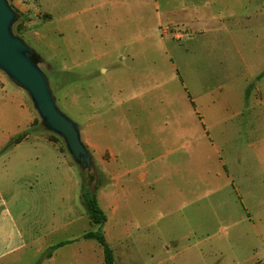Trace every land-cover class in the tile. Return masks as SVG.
Instances as JSON below:
<instances>
[{"label": "rangeland", "instance_id": "rangeland-1", "mask_svg": "<svg viewBox=\"0 0 264 264\" xmlns=\"http://www.w3.org/2000/svg\"><path fill=\"white\" fill-rule=\"evenodd\" d=\"M34 2L33 20L13 5L14 33L47 63L57 106L91 153L115 264H264V0ZM0 81L60 151L55 180L70 167L66 212L58 183H43L55 216L41 213L23 232L70 221L44 243L77 248L95 230L80 198L81 170L62 139L44 130L28 96L1 72ZM150 169L157 187L140 179ZM115 183L132 192L120 205L121 245ZM34 248L8 254L4 264H32ZM48 253L36 264H48ZM59 258L78 263L71 251Z\"/></svg>", "mask_w": 264, "mask_h": 264}, {"label": "crops", "instance_id": "crops-1", "mask_svg": "<svg viewBox=\"0 0 264 264\" xmlns=\"http://www.w3.org/2000/svg\"><path fill=\"white\" fill-rule=\"evenodd\" d=\"M25 2L27 3V10L20 6L19 2L15 1L14 3L20 10L26 12L25 15L30 20H33L36 15L33 12V3L35 2L34 0H26ZM12 3L10 2L12 8H14L15 4ZM155 3L158 7V1H155ZM54 11L55 5L48 9L49 15L52 16ZM192 26V23H186L181 27ZM158 28L160 27L158 26ZM34 121V117L25 107L20 96L0 81V264H4V259L8 254L34 246L35 260L33 259L32 264H36L40 255L45 252H49L46 257L48 264H62L59 255L63 251L73 252L74 256L78 257V260L76 259L77 264H104L103 252L97 242L92 239H82V236L87 232L81 236L83 244L77 248H73L74 241L44 243L46 237L69 227L72 224L70 221L39 235L23 232V230H27V226H23V224L28 220L37 222V224L40 223L41 213L55 216L53 206L49 200V193L43 183L47 182L49 185L58 183L61 187V190L57 193V198L63 202L64 212H66V206L69 204L71 190L70 167H68V175L60 181L55 180V176L61 175V172L54 173V170L56 162L61 160L60 156L62 155L51 139L34 128ZM175 137H178V135L176 134ZM64 167L67 168L66 164H64ZM154 173L150 169L141 174L140 179L144 183V187H157L159 179L155 178ZM65 174L66 170L64 169ZM127 189L129 187L117 186V183H115V241L118 245L122 244L126 235V227L123 223L125 218L124 214L120 212V205L123 201H127L129 197L132 198V192L129 190L126 192ZM67 213H70L68 209ZM126 220H128V217ZM112 239H114V236H112ZM61 242L69 243L57 249H52L53 246ZM99 248L101 252H99Z\"/></svg>", "mask_w": 264, "mask_h": 264}, {"label": "water", "instance_id": "water-1", "mask_svg": "<svg viewBox=\"0 0 264 264\" xmlns=\"http://www.w3.org/2000/svg\"><path fill=\"white\" fill-rule=\"evenodd\" d=\"M20 17L8 0H0V72L29 98L45 131L62 139L80 170L95 176L91 153L84 145L78 124L63 114L42 65L47 66L22 38L14 33Z\"/></svg>", "mask_w": 264, "mask_h": 264}, {"label": "trees", "instance_id": "trees-1", "mask_svg": "<svg viewBox=\"0 0 264 264\" xmlns=\"http://www.w3.org/2000/svg\"><path fill=\"white\" fill-rule=\"evenodd\" d=\"M81 173H82V185H81V195H80L81 202L85 208L86 214L89 218L91 225L96 227L94 231H89L85 233L82 236V239H85V240L92 239L96 241L97 244L102 249L104 264H114L113 251L107 244L104 233H103V226L105 225L107 221V217L104 211L99 206L97 197H96V191L100 187L98 176L97 174L93 176V174L87 173L86 171H83V170H81ZM68 243L69 242L58 243L55 246H53L52 249L53 250L57 249Z\"/></svg>", "mask_w": 264, "mask_h": 264}]
</instances>
